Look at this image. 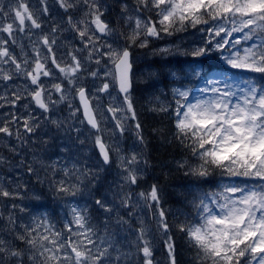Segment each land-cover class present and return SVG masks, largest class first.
<instances>
[{"label": "snow or ice", "instance_id": "snow-or-ice-1", "mask_svg": "<svg viewBox=\"0 0 264 264\" xmlns=\"http://www.w3.org/2000/svg\"><path fill=\"white\" fill-rule=\"evenodd\" d=\"M39 3L43 7L30 5L29 0L0 4V108L11 109L0 120V141H6L5 147L14 155H20L22 148L31 152L38 142L47 146L49 141L40 140L38 132L48 125L58 130L64 127L65 121L54 115L66 102L73 109L71 99L78 98L79 106L70 117L88 126L97 159L92 167L74 162L71 168L52 161L45 169L52 172L50 183L61 198H74L95 188L100 174L113 163L119 181L115 190L109 188L111 201L104 196L94 201L109 214L104 237H99L86 206H69L71 218L60 229L47 214L24 222L9 213L6 234H0V264H159L151 227L143 216H137L144 210L151 213L167 264H178L174 227L195 250L194 264H264V0H133L131 5L123 0L115 22L106 18L108 8L103 0H55L63 10L59 21L52 18L48 0ZM198 25L207 26L200 29L207 39L183 54L201 58L218 53L227 68L220 72L208 68L202 76L199 66L191 67L189 74L205 83L199 89L202 95L190 99L191 89L175 87L171 93L174 105L157 104L150 110L172 119L174 139L194 159V164L179 163L185 175L208 182L219 173L254 183L202 192L191 201L195 216L173 225L162 206L158 184L137 191L149 160L142 150L146 142L133 98L131 48H147L154 40ZM63 32L71 33L79 46H69L57 55L58 35ZM234 34L240 35L232 39ZM18 36L26 37L29 44H18ZM17 45L19 55L13 51ZM159 52L170 53L171 49ZM100 66L107 69L105 79L93 92L84 83L85 74L98 79ZM237 72L252 75L237 77ZM171 75L179 79L175 72ZM101 94L110 98L106 107L100 103ZM81 109L82 118H78ZM109 119L114 122L112 137L131 134L132 149H123L118 138L105 139L103 125ZM74 131L83 145L81 129ZM32 160L44 164L35 155ZM9 163L0 155V166ZM18 166L36 173L23 157ZM57 174L62 178L56 180ZM11 183L0 178V198H19V189L25 186L16 183L12 187ZM17 207L11 204L13 210ZM19 210L25 212L23 207ZM113 213L116 230L108 232ZM121 230L134 236L127 251L117 238Z\"/></svg>", "mask_w": 264, "mask_h": 264}, {"label": "trees", "instance_id": "trees-1", "mask_svg": "<svg viewBox=\"0 0 264 264\" xmlns=\"http://www.w3.org/2000/svg\"><path fill=\"white\" fill-rule=\"evenodd\" d=\"M103 2L108 8L106 18L115 22L120 16V4L123 0H103ZM127 2L131 5L133 0H127ZM202 27L205 26L198 25L196 28L188 27L186 31L175 33L172 36H163L161 39L152 41L147 48H131L133 53L132 58L134 60L133 98L138 119L143 125V134L146 142V147L142 150L149 160L145 179L141 181L137 191L146 190L151 184H158L162 197V206L168 212V220L173 225L186 218L191 219L195 216V210L192 207L191 201L195 196L201 194V190L216 191L219 189L223 180L235 179L237 182H241L243 179V177H230L216 173L208 179V182H204L196 177L185 175L184 170L178 167L179 163L188 161L194 164V159L191 158L188 150L178 140L174 139L172 119L167 114L150 110L157 104L173 103L174 105L171 94L174 79H172L173 76L171 73H180L186 70L187 65L190 64V56H186L183 53L200 46L192 43L198 33L202 32L200 31ZM155 44L158 46L171 44V46H177L178 51L158 53L156 49H152V52H150V49L154 48ZM145 51L150 52L151 56L147 57ZM139 53H142V55L139 56ZM195 61L196 63L203 64L206 69L210 68L211 71L222 70L224 68V65H221L222 60L218 58L216 53H209L206 57L195 58ZM152 73H155V75H152ZM250 75L252 74L246 73V77ZM256 79L259 80L260 77L256 76ZM133 142L134 140L131 134H128L126 144L129 145V143ZM57 143L58 140H55V144ZM93 158L96 162L97 158L95 155ZM91 164L93 165L92 162ZM105 175L101 176L102 179L96 183L95 188L90 187L74 198H63L64 200L68 198L69 201L72 200L74 202L81 200L88 205L92 222L98 223L96 226L99 237L105 236L104 222L109 218V214L99 209L94 201L99 196H104L109 201L112 200V192L109 191V188L111 187L115 190L116 183L119 181L116 165L112 164L111 168L106 170ZM51 179L52 172L49 170L47 175L41 179L42 182L40 181L39 188L42 190L44 187L42 185L44 183H50ZM59 179L61 178L58 175L56 180ZM41 196L50 204L47 209L56 228L60 229L62 224L71 218L67 213L69 208H58L52 204L54 196L61 198L54 189L44 192ZM12 203L18 205L15 210L11 208ZM21 207L25 208V212H20L19 209ZM32 211L33 208L31 206L24 207L17 199L4 200L0 198V213L3 214V218L0 219V230H2L0 234H6L9 213H13L20 221L27 222L30 219L29 215ZM138 214L137 216H143L151 227V238L155 245V260L159 264H167L166 250L160 236L155 231L151 213L144 210L141 214ZM135 221L136 218L134 217L133 224H135ZM115 230V214L113 213L111 219H109L107 231L113 232ZM172 235L176 246L178 264H194L195 250L190 247L187 238L178 232L175 227L173 228ZM117 238L123 245V251H127L129 243L134 240V236L124 230L119 231Z\"/></svg>", "mask_w": 264, "mask_h": 264}, {"label": "flooded vegetation", "instance_id": "flooded-vegetation-1", "mask_svg": "<svg viewBox=\"0 0 264 264\" xmlns=\"http://www.w3.org/2000/svg\"><path fill=\"white\" fill-rule=\"evenodd\" d=\"M51 0H48V7L50 8V12H51V16L54 20L56 21H59V12L55 9H51L52 7V3L50 2ZM55 1V0H53ZM30 2V5H34L35 7L37 8H40V7H43V5H41L39 3V0H29ZM9 3V0H0V4H4V5H8ZM51 21H49L50 23ZM47 28V24L45 26ZM65 36V32H63L62 34L58 35V45H57V55H62L66 50H67V47L71 46V47H77L79 45V41L78 40H73L72 41H67L66 38L64 37ZM19 42H22L25 46H27L29 44V41L27 40L26 37H23V36H18V44ZM13 51L17 53V55L20 54V47L17 45L16 47L13 48ZM98 82V79L96 80V83ZM17 83H22V81L20 80H17ZM66 84V82H65ZM88 88L92 89V91L94 90V83L91 84L90 86H87ZM72 102H75L76 101H72ZM79 104V103H78ZM77 103L76 104H73V110L79 106ZM104 106V105H102ZM107 105H105L104 107H106ZM67 107V106H66ZM11 110V109H10ZM37 115H39V113L37 112L36 113ZM78 118H82V110L80 113L77 114ZM110 116V114H109ZM75 127H79L81 129V132L79 134V136L81 137H84L85 136V131H84V128H83V124H80L79 122H77L74 126ZM104 129H105V132H104V136L106 138V140H110V122L107 121L104 123L103 125ZM73 134L77 136V133L74 131L73 129Z\"/></svg>", "mask_w": 264, "mask_h": 264}, {"label": "rangeland", "instance_id": "rangeland-1", "mask_svg": "<svg viewBox=\"0 0 264 264\" xmlns=\"http://www.w3.org/2000/svg\"><path fill=\"white\" fill-rule=\"evenodd\" d=\"M240 34H234V37L232 38V39H235V38H237L238 36H239ZM217 39H219V38H217ZM249 43H251V42H249ZM161 47V49H163V48H170V47H172L171 46V44H166V45H161L160 46ZM97 68V66L94 64V66H93V70H95ZM244 75L245 74H243V72H240V73H236V76L237 77H244ZM90 78V76H88V77H86V79L84 80V83H86L87 82V80ZM229 83H231V81H229ZM96 87H99V85L97 84L96 85ZM205 87V83H204V81L203 82H200L198 85H197V90H195V91H193V92H191L192 93V96L190 97V99L192 98V97H195V96H201L202 95V93L199 91V89H202V88H204ZM3 87L0 85V89H2ZM0 94H1V92H0ZM113 95H115V93H113ZM109 98V97H108ZM109 101H110V98H109ZM193 102H194V100H193ZM109 121V120H108ZM113 137H112V133L110 132V140L112 139ZM128 147H129V145L128 146H126V149L125 150H128ZM1 178H3L4 180H5V182L7 183V182H12L13 183V185L11 184V186L12 187H15V182L14 181H12V180H7V177L6 176H4V177H1ZM246 179V178H245ZM247 180V179H246ZM252 183H254V181H251V180H247V184L248 185H251ZM229 184H238L237 182H235V181H229V182H227V183H224V184H222V186L223 185H229ZM239 185H245V183L244 184H239ZM221 189V188H220ZM220 189H218L217 191H219ZM22 196V194H20L19 195V197H21ZM21 201H25L24 200V198H22V200ZM79 207H85V206H82V205H79ZM43 214H47V213H45V212H42V211H37V213H36V216H40V215H43ZM48 215V214H47ZM49 217V216H48Z\"/></svg>", "mask_w": 264, "mask_h": 264}, {"label": "bare ground", "instance_id": "bare-ground-1", "mask_svg": "<svg viewBox=\"0 0 264 264\" xmlns=\"http://www.w3.org/2000/svg\"><path fill=\"white\" fill-rule=\"evenodd\" d=\"M50 2L53 4L52 7H51V9H55V10H57L59 12V15L58 16H59V19H60V16L63 14V10L59 8V6L55 3V1L51 0ZM64 37L66 38L67 41H72V39H73L72 34L69 33V32H65V36ZM152 49L153 50L156 49L157 52L160 53L159 52V49H161V47L155 44V47L154 48H151L150 49V52H152ZM145 52L147 53V57H150L151 56V53L150 52H147V51H145ZM140 55H142V53H139V56ZM19 203L22 204V205H24V206L26 205V202L25 201H19ZM93 224L94 225H97L98 223H93Z\"/></svg>", "mask_w": 264, "mask_h": 264}]
</instances>
